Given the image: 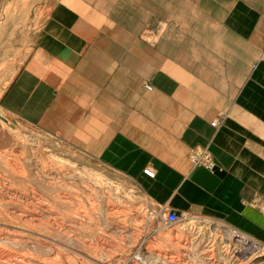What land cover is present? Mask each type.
<instances>
[{
    "label": "crops",
    "instance_id": "1",
    "mask_svg": "<svg viewBox=\"0 0 264 264\" xmlns=\"http://www.w3.org/2000/svg\"><path fill=\"white\" fill-rule=\"evenodd\" d=\"M262 56L264 0H49L1 105L160 211L264 241ZM201 149L210 169L190 161Z\"/></svg>",
    "mask_w": 264,
    "mask_h": 264
},
{
    "label": "rangeland",
    "instance_id": "2",
    "mask_svg": "<svg viewBox=\"0 0 264 264\" xmlns=\"http://www.w3.org/2000/svg\"><path fill=\"white\" fill-rule=\"evenodd\" d=\"M48 3L49 0H0L1 119L26 141L23 148L16 147V156L25 168L34 166L33 153L43 159L50 154L49 171L58 184L47 192L36 185L38 194L48 197L52 204V212L46 216L50 227L39 230L40 245L29 251L19 239L7 241L9 252L31 254L39 264H138L131 255L139 250L148 256L159 254L167 261L163 264H264V241L257 239L258 250L242 259L231 253L219 231L222 225L232 226L216 219L182 213V219L162 225L160 216L164 211L148 199L133 178L90 159L59 137L3 108L1 95L30 54L34 35L45 21ZM6 174L0 160V180ZM58 192L67 196L63 203L53 199ZM187 222L194 226H186ZM189 244H196L194 251L208 262L191 259L187 254Z\"/></svg>",
    "mask_w": 264,
    "mask_h": 264
},
{
    "label": "bare ground",
    "instance_id": "3",
    "mask_svg": "<svg viewBox=\"0 0 264 264\" xmlns=\"http://www.w3.org/2000/svg\"><path fill=\"white\" fill-rule=\"evenodd\" d=\"M25 142L24 137L15 128L1 119L0 114V147H4L0 150V160L8 171V174L0 180V264H39V261L31 254L17 255L9 252L5 247V242H15L19 239L27 250L34 249L40 245L39 236L41 233L39 230L43 228L48 230L50 227L46 216L52 212V204L48 197L38 194L36 185H41L46 192L53 190L55 185H58L55 182V176L49 171L50 164H52L51 156L49 154L43 159L33 153L35 156L34 166L26 169L16 156L17 145L23 148ZM64 194L58 192L53 199L63 203L67 198ZM180 219H182V215L179 216L178 220ZM185 224L190 228L194 226V223L187 222ZM222 226L219 231L224 235L222 240L231 248V253H234L233 255L238 258H249L248 255H252L250 250H254L253 247L257 248V244L241 234L238 236L240 239L234 238L232 231ZM21 238L26 239L21 240ZM241 239L247 241V244H242ZM193 246L190 245L188 256L191 259L208 262L203 258V255L194 251ZM131 258L138 264L167 262L159 254L151 253V256H148L141 250L133 253Z\"/></svg>",
    "mask_w": 264,
    "mask_h": 264
},
{
    "label": "built area",
    "instance_id": "4",
    "mask_svg": "<svg viewBox=\"0 0 264 264\" xmlns=\"http://www.w3.org/2000/svg\"><path fill=\"white\" fill-rule=\"evenodd\" d=\"M262 57H264V56H262ZM145 86H146V88L150 89L151 88L150 82H147L145 84ZM211 125H213V126L216 125V120L215 119L213 121H211ZM190 161H191V163L193 165H200V166H203V167H205L207 169H210L211 166H212L211 156H210L209 152L206 149H201L198 152L192 153L190 155ZM143 171H144V173H146L149 176H153L154 175V171L150 167H145L143 169ZM165 210H166V213H165ZM163 211L164 212L160 216V220L162 222V225L176 222L178 220L179 216L182 215V213L177 214L176 211H174L172 209H164ZM228 229L232 231V233L234 235L233 236L234 238L240 239V238H238V236L241 234L244 237L254 241L257 244V248L253 247L254 250H250V252L258 250V248L260 246V244H259L260 242L257 239H255L253 236L241 231L240 229H238L236 227H229ZM240 242L242 244H245V243L247 244V241H244L242 239H241Z\"/></svg>",
    "mask_w": 264,
    "mask_h": 264
},
{
    "label": "water",
    "instance_id": "5",
    "mask_svg": "<svg viewBox=\"0 0 264 264\" xmlns=\"http://www.w3.org/2000/svg\"><path fill=\"white\" fill-rule=\"evenodd\" d=\"M176 213H177V214H179V212H178V211H176Z\"/></svg>",
    "mask_w": 264,
    "mask_h": 264
}]
</instances>
